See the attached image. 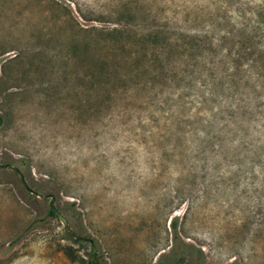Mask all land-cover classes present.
Segmentation results:
<instances>
[{"label":"rangeland","instance_id":"obj_1","mask_svg":"<svg viewBox=\"0 0 264 264\" xmlns=\"http://www.w3.org/2000/svg\"><path fill=\"white\" fill-rule=\"evenodd\" d=\"M0 118L97 264H264V0H0ZM24 184L0 264H89Z\"/></svg>","mask_w":264,"mask_h":264},{"label":"water","instance_id":"obj_2","mask_svg":"<svg viewBox=\"0 0 264 264\" xmlns=\"http://www.w3.org/2000/svg\"><path fill=\"white\" fill-rule=\"evenodd\" d=\"M0 123H1V118H0ZM0 167H3L5 169H7L10 172L15 173L18 178L22 181V183L24 184L23 181V174L20 171L19 168H17L16 166L10 164V163H0ZM24 187L26 188V190L28 191L29 194L33 195L36 198L39 199H45L48 198V207L53 211L56 219L59 221V223L61 224L62 228L64 229V231L67 233V235L74 240H80V241H87L90 244L91 247V255L93 257V261L95 264H97V260H96V251L94 248V245L92 244V241L90 239L81 237L80 235H78L74 229L70 226L68 220L66 219V217L58 210L54 207L53 202H54V196L52 194H43L40 192H36L30 188H28L25 184Z\"/></svg>","mask_w":264,"mask_h":264},{"label":"trees","instance_id":"obj_3","mask_svg":"<svg viewBox=\"0 0 264 264\" xmlns=\"http://www.w3.org/2000/svg\"><path fill=\"white\" fill-rule=\"evenodd\" d=\"M47 212L50 215L55 216L54 213H53V211L50 208H48V211ZM170 224H171L173 230H175V223H174V219L173 218L170 219ZM72 241L73 242H80V240H74V239H72ZM89 264H95L94 261H93V257H92V259L89 260Z\"/></svg>","mask_w":264,"mask_h":264},{"label":"flooded vegetation","instance_id":"obj_4","mask_svg":"<svg viewBox=\"0 0 264 264\" xmlns=\"http://www.w3.org/2000/svg\"><path fill=\"white\" fill-rule=\"evenodd\" d=\"M1 124V123H0Z\"/></svg>","mask_w":264,"mask_h":264}]
</instances>
